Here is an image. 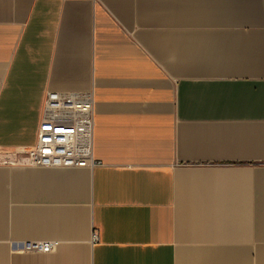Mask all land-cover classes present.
<instances>
[{
  "label": "crops",
  "instance_id": "1",
  "mask_svg": "<svg viewBox=\"0 0 264 264\" xmlns=\"http://www.w3.org/2000/svg\"><path fill=\"white\" fill-rule=\"evenodd\" d=\"M48 91L98 165L0 167V264H264V0H0V153Z\"/></svg>",
  "mask_w": 264,
  "mask_h": 264
},
{
  "label": "built area",
  "instance_id": "2",
  "mask_svg": "<svg viewBox=\"0 0 264 264\" xmlns=\"http://www.w3.org/2000/svg\"><path fill=\"white\" fill-rule=\"evenodd\" d=\"M95 97L88 92H50L45 96L36 144L15 153H0V167L93 169ZM98 237L94 236V241ZM55 244L26 242L28 253H51Z\"/></svg>",
  "mask_w": 264,
  "mask_h": 264
}]
</instances>
